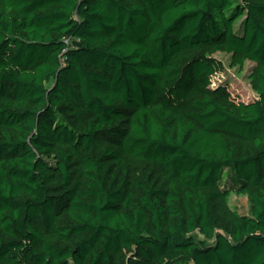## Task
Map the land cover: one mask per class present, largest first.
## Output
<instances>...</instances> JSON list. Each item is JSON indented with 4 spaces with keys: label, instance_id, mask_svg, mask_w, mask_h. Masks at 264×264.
Here are the masks:
<instances>
[{
    "label": "trees",
    "instance_id": "16d2710c",
    "mask_svg": "<svg viewBox=\"0 0 264 264\" xmlns=\"http://www.w3.org/2000/svg\"><path fill=\"white\" fill-rule=\"evenodd\" d=\"M0 264H264V0H0Z\"/></svg>",
    "mask_w": 264,
    "mask_h": 264
},
{
    "label": "rangeland",
    "instance_id": "374dc122",
    "mask_svg": "<svg viewBox=\"0 0 264 264\" xmlns=\"http://www.w3.org/2000/svg\"><path fill=\"white\" fill-rule=\"evenodd\" d=\"M237 30H239V25H237ZM218 60L222 61L225 68L222 71L217 72L212 77V86L217 85H229L234 96H238L245 101H254L258 98V95L253 91L248 76L254 67V63L248 61L245 64L243 70L237 67L230 66V55L217 53L214 55ZM235 201L239 204L240 210L244 213L250 212V205L246 198L235 197ZM203 239V237H200ZM210 244L213 241L209 242Z\"/></svg>",
    "mask_w": 264,
    "mask_h": 264
}]
</instances>
